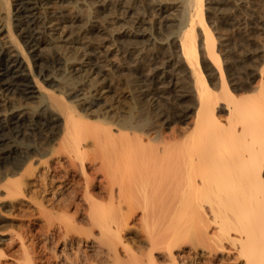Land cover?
<instances>
[{"label": "bare ground", "instance_id": "1", "mask_svg": "<svg viewBox=\"0 0 264 264\" xmlns=\"http://www.w3.org/2000/svg\"><path fill=\"white\" fill-rule=\"evenodd\" d=\"M43 1L16 0L14 11L9 14L10 0H2L3 9L8 12V16H4L6 22L1 28L4 27L10 40L20 32L24 39L29 40V49H40V40L31 37L24 27L27 26L30 30L37 26L38 5ZM106 1L100 0L102 6ZM182 1L184 11L180 14L178 30L174 29L176 32L165 38L172 49L171 53L168 51L169 58L178 60L181 70L188 73L185 75L190 79V83H186L188 97H193V93L196 98L194 119L186 109L179 112L180 101L187 97L185 95L180 96L179 103L174 105L169 117L165 118L166 115L158 111L159 107L153 105L149 94L140 93L137 89L139 96H135L132 86L134 80H130V76L125 88L131 96L129 105L124 103L127 104L126 115H111L105 111L107 107L104 103L100 106L98 97H94L95 90H92L94 95L83 94L79 77L78 80L75 79L80 68H72L76 55L68 57L71 54L66 53L63 58L55 57L52 60L56 78H50L49 73H41L47 69L40 67L42 82L33 76L34 87L29 82V75L32 76L33 69L38 65L34 64L32 69L29 54L20 46L22 43L16 40L13 51L1 50L0 100L6 93L22 98L34 94V88L38 92L44 91V112H35L37 120L32 124L36 126L33 131L39 130V135L42 133L45 138L41 139L39 146L20 145L17 139L22 137V131L19 130L21 125L27 123V116L23 119L15 112H10L6 117L0 116V182L9 199L23 196L24 180L27 177L42 181L44 194L54 191L50 193L54 199H49L51 204L47 206L55 210L58 206L57 209L62 211L60 215L69 224L66 222L65 225L63 220V226L58 232L59 229L54 224L55 218L53 222L50 219L52 214L46 211L45 200L38 206L43 210L40 212H44V215L48 212L50 215L46 217L50 219L51 230L55 228L62 234L56 244L61 243L63 249L72 247L74 241L71 232H77V226L86 221L89 229L87 232L81 231L87 236L84 238L85 235H82L84 240L87 239L91 250L98 248L100 256L102 254L106 260H112V264H157L154 259L156 251L162 258L169 260L170 264H178L175 254L181 247H190L194 254L200 252L211 257L227 251L225 253L228 256L236 255V259L243 260V264H264V60L260 62L258 75H246L241 78L240 83L231 85L222 58L223 44L217 39L206 17V0ZM161 12L166 13L164 8ZM45 18L44 22H52L51 18ZM143 22L139 19L137 25ZM41 32L38 33L41 35ZM135 36L141 37V40L135 41V44L128 43V56L137 53L139 56L142 50L151 52L158 49L157 42L148 38V35L140 33ZM72 40L68 42L72 44ZM72 47L74 46L65 50L74 49ZM153 54L154 51L151 52ZM165 56L168 54L165 53ZM34 58L41 59L39 56ZM89 65L90 63L85 62L81 68ZM99 68L96 65L89 66L88 72L98 76L101 72ZM209 68L217 71L218 80L215 77L209 79ZM52 69L49 70L50 73ZM64 73L71 75L57 79ZM257 76L260 77L258 83L255 82ZM91 82L94 84V81ZM53 83L57 85L54 86ZM60 83L62 90H54ZM107 88L110 89L108 86ZM189 90H193L192 93ZM110 93L111 89L106 92ZM108 102L120 103L115 96L106 100ZM95 108L97 109L94 110ZM223 113L226 114V119L221 115ZM190 119L191 124L193 123L190 128H166L170 121L178 125L185 124ZM41 166L44 169H38ZM54 182L63 186L56 187ZM65 189L70 190L71 198H60V204L58 195ZM40 191L41 189L39 194L42 193ZM35 192L34 197L38 193ZM55 198L59 204L55 203ZM105 199H108V203H105ZM138 211H141L139 221L142 220L143 223L142 226L140 221V225L146 228L143 229L145 232L147 230L149 250L146 256L128 252L130 248L128 249L122 237L123 229L131 218L138 216ZM57 215L59 218L60 215ZM56 224L59 228L60 222L58 224L56 221ZM95 230L98 236L95 235ZM77 233L80 234V231ZM226 246L230 249L227 250ZM121 248L128 252L126 255L123 251L124 258L127 257L124 262L119 254ZM33 251L31 250L32 254L26 252L25 260L18 264H36ZM2 256L0 251V257ZM81 262L92 264L93 261L88 258Z\"/></svg>", "mask_w": 264, "mask_h": 264}, {"label": "rangeland", "instance_id": "2", "mask_svg": "<svg viewBox=\"0 0 264 264\" xmlns=\"http://www.w3.org/2000/svg\"><path fill=\"white\" fill-rule=\"evenodd\" d=\"M142 1L143 0H131V1L107 0L105 5L102 6L103 4L102 2H100V0H44L42 4L38 5L37 18L39 23L37 22V26L32 27L30 30L27 28V26L24 27V29L28 31L31 37H35L40 40V47H39L40 49H38L39 51L35 49H33L34 50L33 51L29 49L30 47H28L27 45V41L29 42V40L24 39L20 34V32L16 33V35H14L15 36L14 39L10 40L8 33L4 32V27L2 26L1 28V25L5 24L6 22L5 17L8 16V12L10 14V12L12 13V11H14L16 0H10V8L8 12L3 9L4 6H2L3 5L2 0H0V52L1 50L13 51L14 46H16L15 45L16 40L18 43L20 44L22 43L20 46H22L21 48H23L26 51V53L29 54L28 56L32 64L31 65L32 69L34 68V64L38 65V67H35V69H33L34 71L32 70L34 72L32 76L29 75V82L34 87L36 86L33 80L34 79L33 76H36V78H39L40 82H42V78L39 72L42 69L40 70V67L41 68L46 67V69L48 70L47 71L44 69V71H41V73H47V74L49 73L48 76L50 78L52 77L56 78V75L54 74L56 73L55 67L52 64V60L55 57L63 58L66 55V53L71 54V56L68 55V57H73L74 55H76L74 56L75 61L73 60V58H71L73 60L72 68H76V69L80 68L79 69L80 71L76 73L77 77L75 76V79L79 77L78 79L79 82L82 84L83 94L89 96L91 94L94 95L96 93L94 97L95 98L98 97L97 99H99L100 106H102L104 103V106L107 107L105 111L111 113V115H115L116 113H118L120 116L126 115L127 104L124 103H128L129 105L131 101V96H129V93H127L128 91L125 88L127 85L126 80H128L127 78L128 76H130L131 77L130 80H134L132 81V86L133 89L135 90V96L136 97L139 96V94L137 93L138 92L137 89L140 90V93H144L145 95L149 94L150 99H153L152 101L153 105L159 107L158 111L159 112L162 111L161 113H164L166 115L165 118L169 117L171 109L175 108L176 104L179 103V100H181L180 96L185 95L187 97H185L183 100L180 101L179 112L185 111L186 109L187 112H189V116L193 117L194 119V113L196 108L194 103H196L195 101L196 98H194V94L192 93L193 90H189V92L191 91L192 93L191 96L193 97H188V88H187L188 86L186 85V83L188 82L190 83V79L186 78L185 76L188 73L183 72V70H181V68L179 67L180 65L177 63L178 60L176 61L174 57H172L171 59L169 58V52L171 53L172 49L168 45V42H166V38H165L170 33L176 32L178 30L177 26L180 24V20H181L180 16L183 14L182 12L184 11L183 9L184 4H182L183 1L182 0L180 1L179 0H164V1L144 0L143 2ZM146 1L148 3H146ZM234 1L235 0H206V9H208L206 17L208 19L211 28L214 30L217 39H219V42L223 44L222 49L224 50V52L222 54V58L225 61L224 67L227 70V75L229 74L228 75L229 82L233 86L240 83L241 78L246 75L249 74L258 75L259 65L264 60V0H236L235 2ZM163 8L165 9L166 13L161 12V9ZM141 13L144 15H142ZM43 16L46 17L45 20L51 18L52 22L51 23H48L47 21L44 22ZM139 19H141L142 22L144 20L145 21L142 24L137 25ZM132 23H134L135 25H133ZM132 25L135 28L132 27ZM174 29L177 30L175 31ZM144 30L146 32H142ZM38 32H41V35ZM139 32L148 35L149 36L148 38L151 37V39H154L157 42L158 49L151 51V52L154 51L153 55H151V52H147V50H142V53L139 56H137L138 53L135 55L128 56L129 55L127 51L129 47L128 43L130 45L131 43L135 44L137 40L140 41L141 37L135 36V34L140 35ZM13 40L15 41L13 42ZM70 40H72V44L68 42ZM71 46H74L72 47L74 48L72 49L73 51L71 49L65 50L66 48ZM137 46L139 45L137 44ZM140 46L143 47L142 44ZM161 47L163 50L161 49ZM161 50L163 51V53ZM165 53L168 54V56H165ZM33 55L39 56L41 57V59L37 60L34 58ZM30 56L33 58H31ZM32 59L34 61H31ZM85 62L90 63L89 66H93V65L99 66L100 67L99 71L101 70V72H99V75L96 76L97 74L89 73L90 72V71L88 72L89 66L81 68L83 67L82 65L85 64ZM146 62L147 64H144ZM149 64L151 66L148 67ZM51 69L53 71L50 73L49 70ZM209 69L207 70L208 77L210 75L209 79L215 77V79L217 78L218 80L219 77L217 71L214 69H210V70ZM254 71H256V73ZM68 74L69 73H67L66 75L64 73V75H60L57 79L59 78L61 79V77H65V75L68 78L69 75H71ZM79 74L81 75V77ZM91 81H94V84H92ZM259 81H260V77L257 76L255 78V82L258 83ZM53 84L54 86L57 85V84L55 85V83ZM53 84H51L52 89H54V87L52 86ZM60 84L58 85L61 87L59 86L55 87L54 90L56 91H59L60 89L62 90V83ZM92 85L95 86L92 87ZM107 86L111 89L110 94H106V92L110 90L107 88ZM84 89H86L87 91ZM88 89L90 92L88 91ZM92 90H95L93 91L95 92L94 94ZM33 93L34 94L30 95L31 97L27 96L22 98L21 96H17L16 94L14 96L13 93L11 94L6 93L5 95L1 96L3 97L2 100H0L1 117L9 116L10 112L11 113L15 112L16 115L20 118L24 119L26 118V116L28 118L27 123L21 125L20 130L18 129L20 132L22 131L21 133L22 137L17 139V142L19 140L20 145L31 144L33 146H37V145L39 146L41 139L45 138L43 137L42 133L41 135H39L40 133L39 130H36L37 132L33 131V128H35L36 126L32 124V122L34 123V121L37 120L36 113L42 114L44 112L43 110L44 104L42 103L43 102L42 98L45 96V93L44 91L38 92L37 88L36 89L34 88ZM112 96H115L117 98V101H120V103L119 104L112 103L114 101L106 103V100H109L110 97ZM96 109L97 108H95L94 110ZM221 115L223 116L224 119H226V114L223 113ZM191 119L186 121L185 124H178V125L170 121L169 124L166 126V128L168 130L170 128L172 129V127L186 129L184 127L188 128L189 126L191 127V125L193 124V123L191 124ZM193 119L192 122L194 121ZM42 123L44 122H41V124ZM187 123L190 124L188 125ZM5 132L7 133L8 131ZM0 168H1V162H0ZM42 168L44 169V166H41V168L38 169H42ZM24 181H25L24 183L25 185L22 191L23 196L15 199H9L6 197L5 195L6 190L4 189L3 183L0 182V251L3 254L2 258L0 257V264H18L22 262L23 259L25 260L27 253L32 254L31 250L32 251L35 250L33 251L35 255L34 254L33 255L35 256L36 264H80V263L84 264L81 261H86V259L88 260V258L89 261L90 260L93 261L94 264H112V260L111 262L109 259L106 260V258L101 254V256L103 257L102 258L100 256L101 253L99 252L100 250L98 251V248H96L97 250L96 249L91 250L90 244H88L87 239L84 240V238H86L87 236L85 234H82L85 232H81V231L84 230L86 232L88 231L89 228L86 221L82 222L84 223L83 225L79 221L81 224L77 226L78 228L76 229L78 230L75 229L77 232L80 231L81 236L85 235L84 238L82 236L83 239L80 238L81 236H77L80 234L75 232L74 229L72 230L74 232H71L72 234H70L72 235L71 238L74 241L73 243L74 247L72 245V247L69 246L68 248L63 249L64 247L61 246V243L56 244V241L62 237V234H59L58 232H60L61 229L60 227L63 226L62 223L63 220L65 221V219L62 217V215H60L62 214V211H60V209H57L59 207L56 204H54L55 206H57L56 210L52 209V207L50 206H47L51 204L48 202L49 199L50 200L54 199V197H51L52 194H50L53 193L54 191L51 192L50 190V192H48L49 195L47 193L44 194L43 192H45V190H42L43 189L42 184L44 183L42 181L40 182L39 180H34L33 177L32 178L27 177V179ZM53 185L59 187L61 183L54 182ZM53 185H51V187ZM62 186L63 185H61V187ZM40 189L43 194L41 193V191H40L41 194H39ZM33 190L34 192L36 191L35 193L38 192L37 194L40 197L37 196V194L34 197L35 194L34 192L32 193ZM47 197L48 200L46 199ZM60 198L62 200L63 199L69 200L71 198L70 190L66 191L65 189L62 193H59L58 199L59 201H61V203L58 202L56 198L55 199L57 200V202L55 203L62 204V200H60ZM34 199L35 201H33ZM43 201L45 203L43 204L47 206L46 211H48L50 215L52 214L54 216L53 217L51 215L52 218L50 217V219H53L54 222V218H55L58 224L60 222L59 228L56 224V221L54 223L56 225L55 228L57 230L59 229L58 232L55 228H52L53 230H51V227H49L50 219L49 217L48 219L46 217V215L48 216L50 215L48 214V212L45 213L44 215V212H42L43 210L40 209L38 206V204L40 205ZM105 203H108V199L105 201ZM40 210L42 211L40 212ZM73 211L74 209L71 210L70 214ZM138 212H139L137 213L138 216H136L135 218H131L128 221L127 227L123 229L122 237L128 249L130 248L128 252H130L131 254L135 253L136 256L137 255L146 256L149 250L148 248L149 246L147 244L148 238L146 237L147 230L146 232L145 230H143L146 228L142 227L143 226L142 220H140L142 224L139 221V219L141 218V213H140L141 211ZM57 214L60 215L59 218L62 219V222L60 221L61 219L58 218ZM71 215H73V213ZM66 222L69 224L68 220L65 221L64 224ZM67 223L65 225H67ZM65 225L64 227H66ZM95 232H96L95 235L98 236V232L96 230ZM26 248L28 250H26ZM226 248H228L227 250L230 249L229 246H226ZM123 251L126 253V255L128 252L124 249H122V251L119 252L121 260H123L124 262V259L127 257L124 258L125 253H123ZM225 252H221L222 254L221 253L218 254L217 257L213 256L215 258L207 254L210 256L209 258V256H207L205 253H201L202 255L200 254V252H199L200 255L196 253L194 254V252L190 250V247H181V249L178 252H176L175 256L176 258H178L177 259L178 264H243V260L238 261L235 257L236 255H233V257L232 255L228 256L227 255L228 253ZM96 253L99 255V257L98 255H96ZM158 253L159 252L157 251L155 252V258H154L157 264H170L169 260H167L164 256H163L164 258H162V255Z\"/></svg>", "mask_w": 264, "mask_h": 264}]
</instances>
